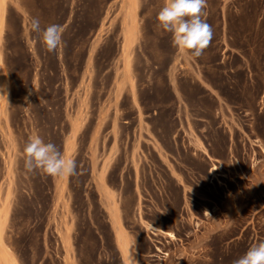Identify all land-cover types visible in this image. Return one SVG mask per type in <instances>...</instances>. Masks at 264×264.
Segmentation results:
<instances>
[{"label":"rangeland","instance_id":"rangeland-1","mask_svg":"<svg viewBox=\"0 0 264 264\" xmlns=\"http://www.w3.org/2000/svg\"><path fill=\"white\" fill-rule=\"evenodd\" d=\"M163 5L164 0H0V94L6 93L0 96L6 121L0 233L2 221L3 236L22 264H122L106 225L104 249L86 219L93 211L101 217L92 178L97 152L109 145L111 131L122 149L110 171L112 182L124 170L130 188L135 154L150 158L144 184L151 191L137 192L133 223L142 251H161L143 231L145 220L162 212L181 219V235L190 229L184 213L197 221L202 213L209 217L192 264H233L264 241V0H207L204 19L212 42L199 58L181 53L179 64L171 62L177 49L170 33L157 26ZM33 17L42 28L63 26L57 51L49 53L30 33ZM139 103L149 122L144 137ZM33 135L73 158L76 174L53 177L51 184V176L28 173L23 148ZM158 139L159 152L173 158H157ZM181 173L183 187L191 189L182 197L176 184ZM155 185L161 190L152 191Z\"/></svg>","mask_w":264,"mask_h":264},{"label":"crops","instance_id":"crops-1","mask_svg":"<svg viewBox=\"0 0 264 264\" xmlns=\"http://www.w3.org/2000/svg\"><path fill=\"white\" fill-rule=\"evenodd\" d=\"M165 2V0H164ZM208 10L204 9L206 14ZM219 15L221 12L219 11ZM205 15L203 16L204 19ZM130 20V17H128ZM172 39V36L170 34ZM2 41L0 40V47ZM177 49V48H176ZM180 52L177 49L175 55L173 56L171 62L174 64L181 63ZM5 74V60L2 55H0V76ZM192 78H190V82ZM138 91V90H137ZM134 94L136 96V100H139V94ZM132 94H130L131 96ZM132 107L137 113V109L133 104ZM139 107L141 108L143 120L141 123L142 135L143 137L147 135L146 129L148 128L146 120V110L144 109V105L139 103ZM5 111V110H3ZM137 117V115H136ZM136 127H138V121L136 119ZM6 121L4 118H1V109H0V143L3 139V132L5 133ZM138 130V128H137ZM149 141V140H148ZM153 143V142H152ZM157 144V158L162 161L165 159L164 155L167 159L173 158L171 154H166L164 152H159V148L161 141L159 139L156 141ZM122 149L119 146L118 139L114 138L113 132H110V141L107 147H100V150L97 152L96 162L94 164L93 171V190L95 194L94 200V208H97L101 214L100 218L96 217L95 212H92L90 217H87L89 221V232L94 235V237L98 238L100 244L104 246L105 236L102 229V224L104 223L107 227V231L110 233L111 238L114 243V247L116 250V254L121 261L122 264H143V258H147L150 260V264H186L185 260H188L190 264H192V260H196L197 250H198V236L199 234H203L204 229L207 228L208 216H200L196 220V218L189 217L188 214L184 213L183 222L188 223L190 225V229L188 233H184V235L178 234V230L176 227V221H180L181 219H177L176 221L168 218L169 213H160L157 216H152L151 218H147L145 220L146 224H151L158 230H153L151 227H146L143 231V235L147 236L149 239L159 243L160 252L153 253L145 252L141 250V246L139 243V236L136 234L133 223L134 219L137 218L138 213L135 212V201L137 200V192H149L151 191L144 184V178H149V161L150 158L148 153H136L135 160L137 162L136 171L132 172L131 184L130 188H127L126 183L128 181V175L124 170L118 172V180L116 182H112L110 179V171L113 165L114 160L121 154ZM128 160L131 159L130 153L127 156ZM172 169L175 172H178L179 169L177 165L172 163ZM170 170V167H169ZM181 175V180L176 179V184L180 189V197L183 196V193L191 192V189L183 187L186 185L185 174ZM138 176V178H136ZM53 182V177H51V184ZM160 186H156L152 189V191H160ZM164 190V188H163ZM182 199V198H181ZM182 201V200H181ZM1 220V219H0ZM3 222L1 221V233H0V264H22L21 254L11 247L5 237L3 236ZM161 230V231H160ZM171 234V235H169ZM159 237L161 241L157 242L156 238ZM155 243L153 246L155 247ZM125 251V252H124ZM165 255V256H164Z\"/></svg>","mask_w":264,"mask_h":264},{"label":"clouds","instance_id":"clouds-1","mask_svg":"<svg viewBox=\"0 0 264 264\" xmlns=\"http://www.w3.org/2000/svg\"><path fill=\"white\" fill-rule=\"evenodd\" d=\"M207 0H165L157 14L158 27L172 36L173 46L192 58L202 56L213 39V30L203 16ZM29 31L49 53L57 51L63 41L64 28L58 24L41 27L38 18H31ZM3 89H0V93ZM0 94V96L5 95ZM24 168L28 173L41 172L47 176L70 178L77 172L73 158L64 156L53 143H45L33 135L23 148ZM233 264H264V241L252 245Z\"/></svg>","mask_w":264,"mask_h":264},{"label":"bare ground","instance_id":"bare-ground-1","mask_svg":"<svg viewBox=\"0 0 264 264\" xmlns=\"http://www.w3.org/2000/svg\"><path fill=\"white\" fill-rule=\"evenodd\" d=\"M214 167V166H213ZM148 227L150 228H152L153 230H158L159 228H156V227H154L153 225H151V224H148ZM161 231V230H160ZM169 235H171V234H169ZM156 249H158V250H160L157 246H156ZM125 252V251H124ZM165 256V255H164Z\"/></svg>","mask_w":264,"mask_h":264}]
</instances>
